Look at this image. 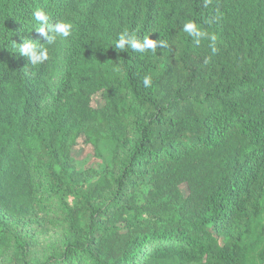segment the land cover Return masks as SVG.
<instances>
[{"label":"trees","instance_id":"16d2710c","mask_svg":"<svg viewBox=\"0 0 264 264\" xmlns=\"http://www.w3.org/2000/svg\"><path fill=\"white\" fill-rule=\"evenodd\" d=\"M0 264H264V0H0Z\"/></svg>","mask_w":264,"mask_h":264},{"label":"clouds","instance_id":"9594fccd","mask_svg":"<svg viewBox=\"0 0 264 264\" xmlns=\"http://www.w3.org/2000/svg\"><path fill=\"white\" fill-rule=\"evenodd\" d=\"M32 17L39 25L35 27L37 32L42 36L46 37L47 45H55L57 42V37L67 39L72 35L73 24L70 22L59 21L55 24L49 23V15L46 14L43 10L37 9L32 12ZM211 23V21H209ZM183 32L187 33L188 36L194 38L195 43L199 44L202 37H206L211 41L210 47L212 52H216L215 42L216 36L214 34H208L197 26L194 21L189 20L183 25ZM49 31L51 35H49ZM22 43L18 44L11 40V43L14 48H16L19 54L23 57H26L29 63L33 66L43 64L45 61L49 60V49L44 47L41 44H37L32 40L22 37ZM160 46L162 49L167 47V43L163 40H153L149 36H145L143 40L139 39L136 35L130 34L127 30L120 33L118 38L115 40L114 49H119L120 52L127 51L131 49L133 52L148 55H155L157 53V48ZM151 76H144L143 85L144 87H150L152 85Z\"/></svg>","mask_w":264,"mask_h":264},{"label":"rangeland","instance_id":"374dc122","mask_svg":"<svg viewBox=\"0 0 264 264\" xmlns=\"http://www.w3.org/2000/svg\"><path fill=\"white\" fill-rule=\"evenodd\" d=\"M92 105L100 107L102 105V99L100 94H96L92 97ZM72 156L78 161L79 166L82 168L95 167L98 168L101 165L100 159L96 158L91 145L84 141V137L78 138L77 144L72 147ZM182 191L186 193L185 186H182Z\"/></svg>","mask_w":264,"mask_h":264}]
</instances>
